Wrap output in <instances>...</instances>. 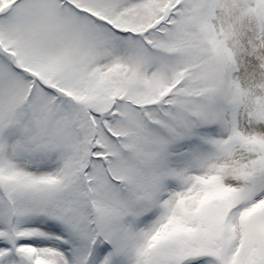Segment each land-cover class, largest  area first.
Instances as JSON below:
<instances>
[{"label":"snow or ice","instance_id":"6c2138e0","mask_svg":"<svg viewBox=\"0 0 264 264\" xmlns=\"http://www.w3.org/2000/svg\"><path fill=\"white\" fill-rule=\"evenodd\" d=\"M0 264H264V0H0Z\"/></svg>","mask_w":264,"mask_h":264}]
</instances>
